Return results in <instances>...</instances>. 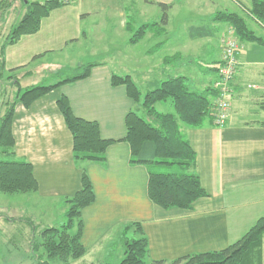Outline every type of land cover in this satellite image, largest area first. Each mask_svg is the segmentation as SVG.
<instances>
[{
	"label": "crops",
	"instance_id": "crops-1",
	"mask_svg": "<svg viewBox=\"0 0 264 264\" xmlns=\"http://www.w3.org/2000/svg\"><path fill=\"white\" fill-rule=\"evenodd\" d=\"M15 3H6L1 17L11 20V26L27 9L24 2L18 7ZM160 3L167 6L164 23ZM251 7L252 0H70L43 18L39 31L6 47V66H21L15 72L22 79L28 71L43 66L41 62L49 54H59L83 43L89 35L88 23L94 27L119 25L128 29L130 20L141 26L156 22L159 25L155 27L165 33L160 37L148 29L144 37L154 44L146 46H140L139 41L131 43L129 38L125 45L130 48L114 53L120 62L119 69L101 61L93 66L88 77L61 84L30 107L18 103L15 108L16 154L33 165L39 184L35 193L43 201L40 212H49L60 201L66 211L64 200L81 188L83 169L89 174L96 199L82 209L81 240L86 253L98 256L92 264L108 263V252L114 250L113 246L122 245L121 233L133 221L141 222L148 236L152 264L155 260H163L161 264H184L173 260L222 249L241 238L264 216V42L238 38L240 63L232 80L226 123L218 125L210 115L200 127L181 125L196 152L195 170L209 193L190 209H165L150 199L148 166L131 163L130 144L123 140L127 133L126 116L136 104L125 84H112L115 73H140L136 84L153 85L151 89L168 77L183 75L194 83L193 90H208L215 103L223 38L232 25L214 17L218 12H233L248 22L252 18L248 13ZM14 10L18 12L16 16ZM112 17H118V23L109 22ZM254 21L264 30L262 24ZM92 52L96 56V48ZM155 70L162 71L161 77L167 71L168 76L161 81L153 79L151 73ZM63 95L68 97L75 115L97 121L102 137L116 140L108 146L104 163L75 161L73 136L57 105ZM154 156V143L145 142L140 158ZM20 216L32 218L37 230L56 220L48 216L38 219L30 210Z\"/></svg>",
	"mask_w": 264,
	"mask_h": 264
},
{
	"label": "trees",
	"instance_id": "trees-1",
	"mask_svg": "<svg viewBox=\"0 0 264 264\" xmlns=\"http://www.w3.org/2000/svg\"><path fill=\"white\" fill-rule=\"evenodd\" d=\"M67 2V0H25L26 12L16 24L12 25L5 39L0 41L2 65L6 64L4 58L8 45L15 44L24 35L39 31L43 18L47 17L53 9ZM160 5L164 12L161 21L164 23L167 6L165 3ZM0 10H3V7L0 6ZM248 13L264 27V0H252V7ZM2 14H4L3 11ZM214 18L229 22L240 40L264 42V36L252 29L247 20L238 13L222 11L218 12ZM156 25L159 24L154 22L140 26L139 30L130 37V42L140 41L148 29ZM97 63L99 62L82 63L78 66L82 72L72 77L50 84L28 86L21 85V77L15 72L21 66L10 69L11 72L7 78L13 79L12 83L18 84V87L11 99L4 101V109L0 114V154L5 157L0 159V191L36 192L39 189L32 163L16 154V140L13 134L16 105L22 103L25 107H30L37 99L61 84L88 77ZM28 73L30 72L26 74ZM112 84H125L128 95L136 104L126 116L127 133L123 140L130 144L131 163H144L148 166L150 199L165 209L192 208L199 198L209 193L203 187L200 176L195 170L196 152L183 133L181 125L200 127L208 116L213 117L214 103L208 90H193L183 75L168 77L161 82L160 86L145 93L140 90L129 74H113ZM168 99H172L174 112L159 111L155 104ZM57 105L73 136L75 161L104 163L108 146L116 140L103 138L97 121L75 115L66 95L58 98ZM147 141L155 145L153 159L140 158L143 145ZM162 164L179 166L172 169L173 171H160ZM81 182V188L74 195L65 198L66 221L59 226H45L37 230V226L30 217H9L13 227L8 234L9 244L18 249L32 251L35 256L33 261L36 264H70L85 255L87 249L81 240L83 235L81 213L83 208L95 201L96 195L93 183L85 169L82 171ZM18 237L28 245L22 247ZM120 242L124 248V257L119 264H147L149 239L141 222L133 221L126 224L121 233ZM182 261L184 264H264V216L230 245L222 249L187 254L173 260L174 263ZM154 263L161 264L163 260H155Z\"/></svg>",
	"mask_w": 264,
	"mask_h": 264
},
{
	"label": "rangeland",
	"instance_id": "rangeland-1",
	"mask_svg": "<svg viewBox=\"0 0 264 264\" xmlns=\"http://www.w3.org/2000/svg\"><path fill=\"white\" fill-rule=\"evenodd\" d=\"M15 1L16 7L21 6L23 4L22 2L25 3V0H0V3H2L0 4V6L3 7V10H0L1 42L3 41V39H5V35L8 34L10 28L12 27L10 25L11 20L1 19V17L3 16L2 11L4 12V8L7 7L5 6L6 3L9 4ZM108 13L109 12L106 11V14ZM128 13L130 14V12ZM17 14L18 12L14 10V15L16 16ZM173 14L176 15L177 12L174 11ZM117 18L118 17H116V19L110 18L109 22H111L112 24L115 22L118 23ZM160 18H162V16ZM129 22L131 23V26L128 29H123L119 25H112L108 27H94L90 23H88L87 29L89 35L88 38L83 40V43L70 47L64 52H59V54L58 52L49 54V56H47V58L41 62L43 66L36 68L33 72L29 73L21 79V85L28 86L33 84H50L67 77H72L78 74L79 72H82V69H79L78 67L79 65L88 62L108 61L114 68L118 67L119 69L120 66L118 65V63L120 62L117 58V55H114V53H119V51L123 50L124 47H127L129 49L130 47L125 45V42H128V39L134 33H136V31L139 30L141 26V24L135 20H130ZM16 23L17 20L14 21V24ZM248 23L250 27H252L258 34L264 35L263 28L258 25L256 21H254V19L249 17ZM150 29H153L160 37L165 36L164 31H159L158 27L154 26ZM139 42L140 46L154 44V42L151 43V40L149 42L147 37L142 38ZM93 48H96V56H93ZM163 51H166L165 47ZM156 60L158 61V58ZM166 65H168V63L164 66ZM10 72L11 71L9 68H7L6 64L5 66L2 65L0 55V114L4 109V101L6 99L10 100L12 95L15 93V89L18 87V84L12 83L13 79L7 78ZM161 72V70L153 71L151 73L153 79L156 78L159 79L158 81H161V79H165L168 76L167 71H165V75L161 77ZM214 75L215 74L212 71L210 73V76L213 77ZM139 77H141L140 73L132 74V78L134 81H139ZM188 84L191 88L194 89V83L192 81H188ZM160 85L161 84H159V86ZM138 87L143 93H145L146 91L150 90L153 85L147 86L138 83ZM155 106L159 111L162 112H174L175 110L172 99L157 102ZM3 158L5 157L0 154V159ZM160 166V171H173L172 169L178 168L179 165L168 166L162 164ZM42 202L43 201H41L36 195V193L33 191L14 193H5L0 191V264H36L35 261H33V257L35 256L32 251L28 252V250L26 249H18L16 246L9 244V230L12 231L13 229L9 222V217L21 218L20 215L30 210L33 212V214H35L38 219H40L41 217L45 218L46 216L51 218L54 217V219L56 220H54V223L52 225L59 226L66 221L65 210L63 211V201L58 202V205H56L55 203V206L52 208V210H49V212H40L39 205H41ZM61 208L63 212L61 211ZM18 239L21 241L22 247H24V245H28L21 238L18 237ZM121 248H123V245H120V247L113 246L114 250L111 253L108 252L109 255L106 256L105 262H108L110 264H119L122 258L124 257V248ZM93 261H98V256L94 255L93 252H89L83 255L82 257L76 259L71 264H92ZM146 261L147 264H152L149 257H147Z\"/></svg>",
	"mask_w": 264,
	"mask_h": 264
},
{
	"label": "built area",
	"instance_id": "built-area-1",
	"mask_svg": "<svg viewBox=\"0 0 264 264\" xmlns=\"http://www.w3.org/2000/svg\"><path fill=\"white\" fill-rule=\"evenodd\" d=\"M241 43L231 27L223 38L222 58L218 67L217 97L214 103V122L224 125L229 117L232 100V80L239 66Z\"/></svg>",
	"mask_w": 264,
	"mask_h": 264
}]
</instances>
